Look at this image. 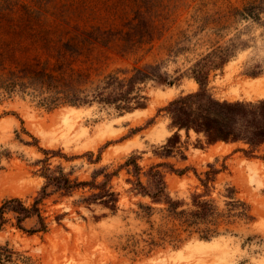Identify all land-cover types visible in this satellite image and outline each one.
<instances>
[{"label": "rangeland", "instance_id": "1", "mask_svg": "<svg viewBox=\"0 0 264 264\" xmlns=\"http://www.w3.org/2000/svg\"><path fill=\"white\" fill-rule=\"evenodd\" d=\"M138 69L143 79L128 88L144 106L96 97L109 75L128 80ZM197 76H207L213 126L227 140L209 142L168 110L202 90ZM261 88L264 0H0V206L19 198L32 207L47 167L79 182L106 168L96 180L112 174L119 196L112 209L84 200L99 189L49 187L39 204L45 228L37 216L19 228L6 213L7 264H264V95H253ZM73 93L88 102H69ZM195 101L206 114L207 98ZM175 134L178 147L164 153ZM130 157L143 172L161 164L178 212L201 200L213 216L185 221L138 194ZM206 227L216 230L209 238Z\"/></svg>", "mask_w": 264, "mask_h": 264}, {"label": "trees", "instance_id": "2", "mask_svg": "<svg viewBox=\"0 0 264 264\" xmlns=\"http://www.w3.org/2000/svg\"><path fill=\"white\" fill-rule=\"evenodd\" d=\"M228 56V55H227ZM225 53L220 56L221 62H224L227 58ZM218 65V64H214ZM200 73V72H199ZM143 70L138 69L135 76L130 79H121L115 75H109L108 79L105 81L106 86L97 92L96 97L103 102H117L120 104L119 108L130 110L134 105L144 106L145 96L138 94L137 96H130V89L128 86L136 82V80L143 79L142 77ZM198 77V76H197ZM207 76L202 78L198 77L202 90L193 94H189L183 97H180L172 101L168 110L173 115L176 123L181 127H185L187 130L191 127L195 128L197 131L204 129L208 133L209 142H213L219 139L227 140L225 134H222V130L214 127V124L218 123V116L215 109L212 108L214 101L210 96L206 94V82L203 80ZM207 98V109L206 114H199L196 111L198 108V102L195 101L200 97ZM69 98V102L74 104L86 103L88 100L82 99L77 94H68L66 96ZM252 106V105H251ZM235 107V106H234ZM259 107H264V101H261ZM213 111V112H212ZM180 143V136L175 134L172 138L169 139L168 144L164 146V153L173 152ZM161 164L151 166L147 172H143V168L137 162V157H130L124 167L128 168L129 174H131L134 179H129V182L133 185V190L138 194L150 196L156 202H165L169 204V211L175 215H180L185 218V221H190L191 218L195 219H205L207 216H213L215 213V208L208 201H196L197 210L194 212L186 211H177L178 204L173 201L167 191V184L165 180V173L160 169ZM106 171V168L102 169L100 173L96 174L95 180L93 181H82L73 180L68 174H66L63 168L51 169L47 167L45 169V177L47 179L46 184L42 190V197L37 199L32 207L26 206L23 201L19 198H10L5 200L0 206V228H3L9 219L5 216L6 213H13L17 220V225L19 228H23L22 222L33 216L39 217L40 221L43 223V228L46 227L44 223V218L41 215V208L39 206L42 198L47 197L50 193L47 192L49 187H53L55 191H61L70 193L77 188H84L89 186L90 189H99V192L91 194L89 197H85L86 202L93 200H102L103 204L111 207L112 209L116 208V204L119 200L118 193L113 191L111 187L108 186V181L110 180L112 174L105 173V181L98 183L96 178L99 174ZM143 176L148 177L147 183H144ZM203 234L201 237L209 238L216 232L215 229L206 227L202 230ZM14 256V251L8 247V245H0V264H7V262H12Z\"/></svg>", "mask_w": 264, "mask_h": 264}, {"label": "bare ground", "instance_id": "3", "mask_svg": "<svg viewBox=\"0 0 264 264\" xmlns=\"http://www.w3.org/2000/svg\"><path fill=\"white\" fill-rule=\"evenodd\" d=\"M253 95H255V96H263L264 95V88L255 89L254 92H253ZM160 100H161V98H160Z\"/></svg>", "mask_w": 264, "mask_h": 264}]
</instances>
